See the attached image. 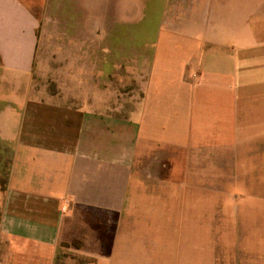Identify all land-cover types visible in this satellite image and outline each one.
<instances>
[{
    "label": "crops",
    "instance_id": "1",
    "mask_svg": "<svg viewBox=\"0 0 264 264\" xmlns=\"http://www.w3.org/2000/svg\"><path fill=\"white\" fill-rule=\"evenodd\" d=\"M182 1L0 0V264H162L136 208L264 173V0Z\"/></svg>",
    "mask_w": 264,
    "mask_h": 264
},
{
    "label": "rangeland",
    "instance_id": "2",
    "mask_svg": "<svg viewBox=\"0 0 264 264\" xmlns=\"http://www.w3.org/2000/svg\"><path fill=\"white\" fill-rule=\"evenodd\" d=\"M187 1L186 5H197L195 0ZM178 3L184 5L182 0ZM170 4L171 0H140L144 23L156 25L165 6ZM114 89L127 88L115 86ZM256 161L259 164L260 159ZM178 179L180 184L183 178ZM188 182L184 184L187 186ZM185 185L182 190L191 200L187 206L172 209L171 217L166 207L136 208L140 209L136 224L139 230L152 233L151 239L144 238V245L140 241L138 246L144 262L150 261L148 254L152 253L155 261L162 264H264V173L227 172L224 183L210 178L209 189L202 191ZM178 189L181 198L182 190ZM171 233L178 236L171 239ZM62 257L59 264L96 263L76 257L74 261L67 253Z\"/></svg>",
    "mask_w": 264,
    "mask_h": 264
},
{
    "label": "trees",
    "instance_id": "3",
    "mask_svg": "<svg viewBox=\"0 0 264 264\" xmlns=\"http://www.w3.org/2000/svg\"><path fill=\"white\" fill-rule=\"evenodd\" d=\"M10 162L9 148L6 145L0 144V186H4L7 181Z\"/></svg>",
    "mask_w": 264,
    "mask_h": 264
}]
</instances>
